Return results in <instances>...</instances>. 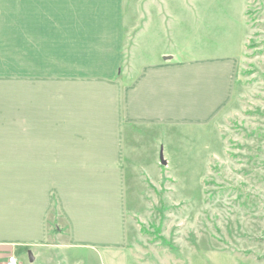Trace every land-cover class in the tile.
Masks as SVG:
<instances>
[{
	"label": "crops",
	"instance_id": "crops-1",
	"mask_svg": "<svg viewBox=\"0 0 264 264\" xmlns=\"http://www.w3.org/2000/svg\"><path fill=\"white\" fill-rule=\"evenodd\" d=\"M126 39L124 0H0V263L57 220L65 246L124 264L126 131L207 124L231 101L240 52L138 64Z\"/></svg>",
	"mask_w": 264,
	"mask_h": 264
},
{
	"label": "rangeland",
	"instance_id": "rangeland-1",
	"mask_svg": "<svg viewBox=\"0 0 264 264\" xmlns=\"http://www.w3.org/2000/svg\"><path fill=\"white\" fill-rule=\"evenodd\" d=\"M150 3L124 0L127 62L162 50L241 55L233 97L213 121L126 131L124 264H264V0ZM59 232L18 264H109Z\"/></svg>",
	"mask_w": 264,
	"mask_h": 264
},
{
	"label": "built area",
	"instance_id": "built-area-1",
	"mask_svg": "<svg viewBox=\"0 0 264 264\" xmlns=\"http://www.w3.org/2000/svg\"><path fill=\"white\" fill-rule=\"evenodd\" d=\"M3 264H18V260L14 255H9Z\"/></svg>",
	"mask_w": 264,
	"mask_h": 264
},
{
	"label": "trees",
	"instance_id": "trees-1",
	"mask_svg": "<svg viewBox=\"0 0 264 264\" xmlns=\"http://www.w3.org/2000/svg\"><path fill=\"white\" fill-rule=\"evenodd\" d=\"M50 225H51V230L53 231H56V232H58L59 231V227H57V225H56V223L55 222H51L50 223Z\"/></svg>",
	"mask_w": 264,
	"mask_h": 264
},
{
	"label": "water",
	"instance_id": "water-1",
	"mask_svg": "<svg viewBox=\"0 0 264 264\" xmlns=\"http://www.w3.org/2000/svg\"><path fill=\"white\" fill-rule=\"evenodd\" d=\"M161 163L164 165L165 164V161L161 159ZM29 256H30V259L32 260V255L30 252H28Z\"/></svg>",
	"mask_w": 264,
	"mask_h": 264
}]
</instances>
